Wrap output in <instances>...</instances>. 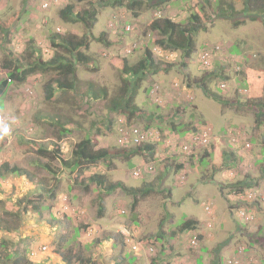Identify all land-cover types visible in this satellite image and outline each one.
Listing matches in <instances>:
<instances>
[{"label":"rangeland","instance_id":"rangeland-1","mask_svg":"<svg viewBox=\"0 0 264 264\" xmlns=\"http://www.w3.org/2000/svg\"><path fill=\"white\" fill-rule=\"evenodd\" d=\"M98 3L0 0V22L12 23L9 49L24 65L33 49L45 62L64 55L51 45L50 35L72 34L88 43L83 51L88 63L72 58L75 74L67 79L72 89L56 90L47 100L46 83L62 80L49 71L14 82L0 95V121L11 129L0 137V165L13 163L30 176L0 175V238L33 251L30 258L39 264H64L56 250L64 245L61 236L70 238L75 230L69 246L96 264H264V119L260 124L257 117L259 109L264 114V9L249 10L247 0H143L133 9L127 0L120 6ZM67 5L74 15L78 9L94 11L91 31L80 20L63 21L59 12ZM196 14L200 29L188 58L157 45L159 36L148 29L159 18L184 27ZM1 28L0 81L7 74ZM209 47L218 49L206 67L200 57ZM146 50L157 70L145 72L134 100L137 116L129 122L112 110L127 80L121 69L125 60L134 65ZM214 70L218 77L205 93L196 81ZM247 70L253 75L248 87ZM213 94L227 104L214 101ZM169 121L181 127L171 130ZM121 123L143 130L149 125L147 143L155 145L157 156L114 155L123 149ZM204 132L207 143L194 141ZM87 136L111 155L95 165L69 168L33 150V143L47 152L59 147L64 160L72 161L75 145ZM94 176L128 189L150 185L153 193L132 209L131 196L121 188L104 193ZM44 189H52L53 198L44 196L43 205L50 208L41 217L4 214L5 205L22 198L41 202ZM50 216L57 221L53 225ZM188 219L198 222L196 229L179 232ZM5 222L18 230L7 233ZM120 233L128 235L125 245Z\"/></svg>","mask_w":264,"mask_h":264},{"label":"trees","instance_id":"trees-1","mask_svg":"<svg viewBox=\"0 0 264 264\" xmlns=\"http://www.w3.org/2000/svg\"><path fill=\"white\" fill-rule=\"evenodd\" d=\"M126 0H99L97 5L106 6L112 4V2L116 3L117 5H122ZM93 4V3H92ZM95 4V2H94ZM143 4V0H127V7L129 9H133L136 6H141ZM252 4V7L249 6ZM264 0H247V7L250 10H258L264 9ZM46 9L48 8V4H45ZM232 10V7H231ZM61 18L66 23H75L76 20H80L83 22L87 29L93 28L92 22L95 20L94 11L92 13H88L85 10L78 9V11L74 15V7L72 5H67L64 10L59 12ZM81 14V15H80ZM191 24L187 26H181L178 23H175L169 18H159L154 19L148 26L149 31L156 33L159 36V40L156 41V44L160 47L165 49H169L170 51H179L183 53L184 57H190L192 52L195 50V36L200 29L199 25V17L198 15H191ZM0 26L2 27L3 31V40L5 41L6 46L4 47V58H3V68L7 71L5 79L0 81V95L3 94L4 90L11 85L12 83H22L32 74L38 73H46L49 71H56L60 79H54L53 81H48L46 83L47 88V100H51L54 96L56 90H65V89H72V83L68 82V77L70 75L75 74V64L72 62V58L76 60L77 63H88L87 58L83 55V51L88 47V43L84 37H79L72 34H67L65 36H58L54 35L49 37L50 43L54 48H60L63 51V56L55 58L50 62H45L42 57L39 55L38 50H30L28 52V58L30 61H26V64H22L20 60H18L13 51L9 49L10 45V29L12 28V23H1ZM168 50V51H169ZM157 62H154V58L152 53L149 50L145 51V55L139 61H137L134 65H128L126 60L122 66L121 72L127 75L126 83H123L122 94L119 96L118 100L119 103H113L114 107L112 110H116L120 114L124 115L127 121L131 122L137 116V107L134 103V100L138 94L139 84L145 78L146 74L149 69H153L154 71L157 70ZM209 69V68H208ZM218 71H210L209 73L205 74L203 77L197 79L196 85L201 87L205 93L209 92V85L213 80H215L218 75ZM253 77L250 73V70H247V80H245V86H251V80L249 78ZM252 79V78H251ZM133 80L132 86L131 81ZM253 80V79H252ZM222 90V89H220ZM237 90H241L240 88ZM246 91V90H245ZM214 101L222 104L223 106L227 104L226 101L222 100L221 97L217 95L210 96ZM257 102L256 99L251 100L250 103L255 105ZM257 117L260 120V124H262L264 119L263 110L258 111ZM157 119L156 116L151 117L148 121ZM170 122V121H169ZM110 124V123H109ZM171 130H177L180 128L181 125L178 127L175 123L170 122ZM110 125H107L105 128L106 130L109 129ZM95 133L101 132L99 127L97 126ZM144 131H149V125L144 126ZM96 141H93L91 137H85L79 143L75 145L74 150L72 151V161H65L63 156L59 152V147L47 152L36 143H33V150L35 153L49 158L51 160H58L69 168L73 167H88L90 165H95L96 163L108 158L111 153L107 149H97L96 148ZM182 150V149H181ZM116 152L114 155H134L140 152H146L150 157L154 158L157 156V152L155 150V145H151L149 143H143L133 149H120L115 150ZM231 159L234 158L233 154H229ZM177 170H180L182 167L177 166ZM1 173L6 174H13L18 176H25L30 179L28 172L26 170L20 169L16 167L13 163H3L0 165V175ZM3 176V175H1ZM95 182L104 193H112L115 189L121 188L124 190L129 196L132 197V209H135L140 201L146 199L149 195L153 193V187L150 185L143 184L137 188H126L122 183H108L106 180L100 176H94L91 179ZM79 183L82 184V181ZM37 186V185H36ZM87 188V187H86ZM40 201H32L27 198H22L14 203H9L8 205L4 206V214L8 217H19L21 215H37L39 217L42 216L45 210H48L50 206L43 205L44 196H47L49 199L53 198V191L44 189V193L38 195ZM104 210V206L100 205L99 213H102ZM56 219L53 216L49 217V224L53 225L56 223ZM198 225V222L195 220L188 219L182 222L179 227V232H189L194 231ZM2 228V227H1ZM3 230L7 233L16 232L18 228L9 227L8 223H4ZM69 238L65 235V237L61 236V242L64 245L59 246L60 248L56 250V255H58L64 262V264H96L92 259L82 256L80 252H74L72 248L69 246L71 240H75L77 237V231ZM120 237L122 239L123 245L125 242L127 243L128 239L124 237L120 233ZM125 240V242H124ZM147 244H155L154 240L145 239ZM33 251H29L28 249H24L20 247L17 243H12L6 239L0 238V264H39L33 262L32 257ZM125 260V259H123ZM130 262V259H129Z\"/></svg>","mask_w":264,"mask_h":264},{"label":"built area","instance_id":"built-area-1","mask_svg":"<svg viewBox=\"0 0 264 264\" xmlns=\"http://www.w3.org/2000/svg\"><path fill=\"white\" fill-rule=\"evenodd\" d=\"M44 7H46L44 5ZM218 49V47H209V49H206L200 57V62L206 66L209 67L210 65V57L214 54V52ZM157 54H160V51H157ZM221 89L225 88V85L222 84L220 86ZM242 92H246L245 90H243ZM151 134L149 131H144L143 129H140L136 126H130L127 127L125 123H121L118 126V142L120 144V147L123 149L126 148H131V147H136L138 145H141L143 143H147V138L148 135ZM208 136L207 132H204L201 137H199V135L197 137L194 138L195 140H200L202 142V144L207 143V139H204L205 137ZM250 145L246 144V148H249ZM182 151L186 152L188 150V147L186 145L182 146ZM135 175H137V173H134ZM252 196V192L248 194V197L250 198ZM206 210H208V208H206ZM247 220H249V218H247ZM124 237H126L128 239V235L121 233ZM195 240L192 242L193 245H195ZM231 263V262H230ZM235 264H237V262H235Z\"/></svg>","mask_w":264,"mask_h":264},{"label":"clouds","instance_id":"clouds-1","mask_svg":"<svg viewBox=\"0 0 264 264\" xmlns=\"http://www.w3.org/2000/svg\"><path fill=\"white\" fill-rule=\"evenodd\" d=\"M242 91L243 90H240V92ZM10 132H11L10 126L4 121H0V137L8 136L10 135Z\"/></svg>","mask_w":264,"mask_h":264}]
</instances>
